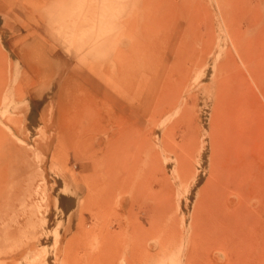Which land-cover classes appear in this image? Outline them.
I'll list each match as a JSON object with an SVG mask.
<instances>
[{
	"label": "rangeland",
	"instance_id": "1",
	"mask_svg": "<svg viewBox=\"0 0 264 264\" xmlns=\"http://www.w3.org/2000/svg\"><path fill=\"white\" fill-rule=\"evenodd\" d=\"M96 1L0 0V264H246L250 257L264 264V193L243 202L244 221L255 226L232 237L233 244L236 236L251 239L252 255L218 238L200 242L194 226L213 166V146L202 149L211 134L203 123L216 120L226 67L235 66L234 83L243 86L257 167L264 163V79L252 80L225 44L214 9L195 24L204 41L195 45V62H175L189 33L165 39L155 81L120 94L115 75L97 78L101 55L87 50L94 35L115 39L131 19L134 36L144 23L161 40L189 23L171 0H107V17L95 28L75 26ZM42 53L53 68L36 76ZM84 74L100 80L103 92Z\"/></svg>",
	"mask_w": 264,
	"mask_h": 264
},
{
	"label": "bare ground",
	"instance_id": "2",
	"mask_svg": "<svg viewBox=\"0 0 264 264\" xmlns=\"http://www.w3.org/2000/svg\"><path fill=\"white\" fill-rule=\"evenodd\" d=\"M106 1L100 0L102 3L100 5L97 0V4L90 6L89 11L84 14L81 24L75 26L95 28L98 23L102 22L103 18L107 17L108 12L103 9ZM136 4L138 3L136 2ZM169 6L175 11L180 20H187L189 23H187L188 26L185 29L183 24L178 23L175 26L173 37L164 35L163 39L160 37L161 40H157L156 36L151 33L153 31L148 29L144 23H141L139 30H137L138 33L134 36L132 26L135 23L131 19L123 22L120 27L121 34L115 39L109 36L110 34L94 35V38L87 45V50L89 53L93 52L101 55L97 58V61L104 68L100 74H97L98 79H109L106 77L115 75L113 81H115L114 84L116 82L118 84V86L114 85V87L116 86L115 90L118 89V92L124 95L131 83L139 85L148 83L150 80L155 81L154 78H151V75L158 74L161 69L160 60L157 59L158 52L165 46H163V43H167L166 40L170 44L175 43L182 32L184 34L189 33V37L184 39V36L183 40L179 42L175 62L179 66L184 63L183 61L186 58L190 60L189 62H195L194 59L197 57L196 53L198 51L195 45L204 42L203 38L196 34L195 24L203 15H209L210 10H216V15L221 19L225 29V44H229L234 52H237L250 78L252 80L264 79V0H181L179 2L171 0ZM140 9L141 7L138 5V10ZM143 17L146 21L147 14L145 13ZM172 17L176 19V16ZM176 20H174V23ZM167 31L169 30H166V33L169 34ZM122 37H127L128 40H120ZM108 49H111V51L109 52ZM188 54H190L189 57ZM41 55L42 60H38V69L36 67L35 70L33 69L36 76L45 75L48 69L53 68V64L48 61L45 55L43 53ZM107 59H109L108 62ZM228 66L226 67L228 78L223 81L220 88L221 94L218 101L216 120L213 123L210 122V124L203 123L204 128H210L211 134L207 135L208 141L204 143L202 149L205 145L213 146L214 152L211 160L213 166L210 170V177L201 191L196 207H194V217H198V221L194 226L200 230L198 234L200 242L205 239L218 238L224 244L243 246L246 248L245 254L252 255L253 244L251 239L236 236L233 244L232 237L238 233L243 234V232H246V227L255 226V219L244 221L245 216L248 215L246 214L248 209L243 202L254 191L256 194L258 191L264 193V163L257 167L249 151L250 112L245 106L243 86L235 84L234 74H231V70L235 66L231 70ZM175 67L176 65L173 69H176ZM84 76L95 90L98 89V91L103 92L100 90V80H94L87 74H84ZM154 87L152 90L156 89ZM170 87L172 88V86ZM138 88L135 92L136 96L140 97L143 92L141 87ZM150 94L153 95V93ZM231 197H234L237 201L234 203L231 201ZM220 198L223 201L218 203ZM235 230L237 232L233 234ZM216 234L219 236L216 237ZM228 264L240 263H238V258L235 260L229 258ZM246 264L262 263L250 257Z\"/></svg>",
	"mask_w": 264,
	"mask_h": 264
}]
</instances>
